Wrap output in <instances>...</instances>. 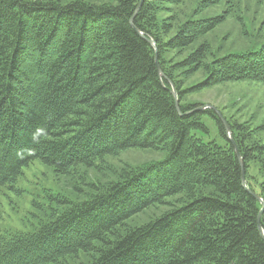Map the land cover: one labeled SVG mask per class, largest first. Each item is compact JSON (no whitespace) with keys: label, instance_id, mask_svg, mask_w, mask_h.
<instances>
[{"label":"trees","instance_id":"1","mask_svg":"<svg viewBox=\"0 0 264 264\" xmlns=\"http://www.w3.org/2000/svg\"><path fill=\"white\" fill-rule=\"evenodd\" d=\"M181 1L143 0L138 9L141 0H0V196L35 161L65 174L130 148L165 153L36 230L0 237V264H55L96 243L104 244L96 257L79 264H264V143L246 144L230 124L229 138L218 113L184 102L178 75L203 69V87L264 82V45L209 60L203 43L170 61L168 53L223 21L161 18L165 2ZM145 37L156 42L163 74ZM203 114L217 119L225 147L194 133L205 128ZM251 162L260 167L259 188ZM175 196L179 205L117 232Z\"/></svg>","mask_w":264,"mask_h":264},{"label":"rangeland","instance_id":"2","mask_svg":"<svg viewBox=\"0 0 264 264\" xmlns=\"http://www.w3.org/2000/svg\"><path fill=\"white\" fill-rule=\"evenodd\" d=\"M213 1L210 5L203 4L204 0H182L178 4L165 2V9L160 12V16L176 25L188 19L216 16L223 18L213 31L199 38L193 45L168 53L170 61L186 58L203 43L209 44L212 53L209 60L213 57L254 51L264 45V0ZM178 75L184 83L185 103L205 106L218 115L220 113L228 125H234L242 131L243 136L247 137L246 144L264 143V82L231 81L203 87L199 86L206 78L203 69L178 71ZM201 120L205 128L194 130V133L206 142L225 147L226 140L217 119L211 114H203ZM227 133L232 136L231 130ZM164 157L163 151L130 148L99 159L92 166L81 165L65 174L56 172L41 161H35L24 169L22 176L12 185L2 190L0 237L36 230L41 224L56 219L70 206L89 199L109 183L128 175L130 171ZM248 172L254 185L259 188L262 182L259 164L251 162ZM181 202V196L171 197L166 203L152 206L132 217L117 232L142 225ZM103 246L102 243H96L95 251L79 253L55 264L88 262L96 257Z\"/></svg>","mask_w":264,"mask_h":264},{"label":"water","instance_id":"3","mask_svg":"<svg viewBox=\"0 0 264 264\" xmlns=\"http://www.w3.org/2000/svg\"><path fill=\"white\" fill-rule=\"evenodd\" d=\"M142 1L140 2L139 6H138V9L141 7V4H142ZM142 34V33H141ZM146 40L154 47V49L156 50V53H155V57H156V62H157V65H158V71L160 72V74H163L162 73V70H161V67L158 63V58H157V47H156V42L153 40V38H150V37H145ZM172 94L175 98V104H176V107L179 111V101H178V96H177V91L176 89L174 88V86H172ZM205 107V106H204ZM219 117L221 118L225 128H226V131L229 132L230 130V127L229 125L227 124V122L225 121V119L223 118V116L219 113ZM228 134V133H227ZM229 138H231L229 135H228ZM236 154H237V157L238 159L240 160L241 162V165H242V183L244 186H246V179H245V170H244V165H243V161H242V158H241V155L236 147ZM252 194L259 200V201H262L261 197L259 195H257L256 193L252 192ZM263 208H264V203H263V207L262 209L260 210V213L258 215V228H259V231L262 235V237L264 238V228L262 227L261 225V214H262V211H263Z\"/></svg>","mask_w":264,"mask_h":264}]
</instances>
